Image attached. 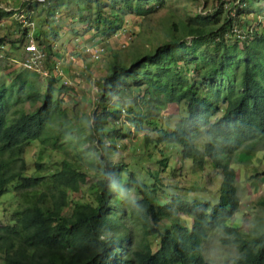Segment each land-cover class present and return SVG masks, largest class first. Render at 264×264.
Segmentation results:
<instances>
[{"label":"trees","instance_id":"trees-1","mask_svg":"<svg viewBox=\"0 0 264 264\" xmlns=\"http://www.w3.org/2000/svg\"><path fill=\"white\" fill-rule=\"evenodd\" d=\"M20 6L0 8V19L27 8V20L42 28L35 39L45 56L38 71L17 61L25 60L22 45L34 26L20 23L14 38L0 37V198L10 194L7 205L0 201V264H211L204 255L210 233L237 249L232 264H264V222L246 231L227 224L243 205L232 162L264 157V0H29ZM64 9L78 25L68 31L78 40L91 32L111 38L128 17L140 21L134 39L153 37L144 49L132 46L125 60L113 44L90 112L81 109L79 88L62 82L55 60ZM14 49L22 57L14 58ZM105 54L87 57L98 63ZM170 104L181 112L173 130L159 120ZM146 127L157 140L144 135L140 150L153 143L170 150L158 160L165 171L177 150L197 170L210 162L221 172L215 202L174 194L175 185H163L159 171L133 156L101 155ZM34 144L40 149L30 173L25 155ZM180 216L190 217V226Z\"/></svg>","mask_w":264,"mask_h":264},{"label":"rangeland","instance_id":"rangeland-1","mask_svg":"<svg viewBox=\"0 0 264 264\" xmlns=\"http://www.w3.org/2000/svg\"><path fill=\"white\" fill-rule=\"evenodd\" d=\"M22 1L28 2L29 0H0V8H5L7 12H17V10L21 7L20 4ZM202 8L203 7L200 6V9ZM65 10L66 9H64L63 13L59 15V18H61V16L62 18L65 17L63 20L60 19L59 21V24L63 28L62 34L65 35L61 37V40L58 43V46H62V48H58L59 54L55 57V60L61 62V74H63L64 78L62 79V82H68L67 85L71 82V84L76 85V87L79 88L78 96L81 98L82 102L81 109L90 112V110L94 107L93 103H95V99L98 96L99 88L97 83L107 71L105 62L107 59H110L111 52H114L113 44L116 46V51L118 53L120 52V57L125 60V53H127L128 50H131L132 46L144 49L149 46L146 40H150L153 37L145 36L143 34L134 39V33L139 31L140 21L134 17H128V22L126 21L123 24V29L111 38L102 40L100 39L101 35L95 36V34L91 32L87 37L85 36L84 38H79L80 40H78L76 39L78 38L77 36L68 32L72 30V28L78 27V25L73 23L75 20H73L71 18V14L68 12L66 13ZM23 11L26 17H28L29 12H27V8H24ZM162 15L165 14L163 13L159 17ZM21 16L22 14H16L14 17L0 19V37L9 35V39L14 38L12 37V32L17 30L16 27H21L18 26L20 23L24 24ZM159 17L155 18L154 22L151 23L152 27L157 26L156 20ZM39 30H42L39 24L34 25V36L32 33L29 35V37L24 41V45H22L23 49L29 44L32 37L35 39ZM18 38L21 40L22 34H18ZM131 38L134 40H131ZM63 41H67L65 46H63ZM97 42L99 48H103L104 46L106 47V54L98 63L96 61H92L84 52V46L91 44V46L96 47ZM130 43L131 47L127 49ZM11 55L14 58L22 57L21 50L19 49L12 50ZM23 56L25 57V51ZM17 61H19V64L23 62V60ZM7 62L8 61L5 60V58L1 59V65L3 67ZM96 64L100 65L99 69L96 68ZM63 97L65 100L70 101V97L67 94ZM27 106L28 104H26V107ZM123 114V120L126 121L128 118L127 111ZM180 114L181 112L179 108L170 104L168 109L162 112L159 117L162 127L173 130L180 118ZM72 121L74 120L72 119ZM134 130L135 129L133 127L131 132ZM144 135H151L157 140L155 131L152 128L146 127L143 133H139L136 136L130 135L127 138H119V140H115L114 144H116V148H112L109 152L101 151V155L108 156L115 161H121L123 159L128 160L131 156L135 159H140V165L145 169L160 172V178L163 185H175L177 187V192L174 194L181 196L183 199H212L214 202L217 200L222 182V174L220 171L215 170L210 162L204 167V170H197L193 161L183 159L182 155L179 153L177 154V150H175L173 158L171 157L172 161L170 162V169L165 171L161 167L158 160H162L165 156H168L170 154V150L166 152V148H164L163 145L156 149L155 143L147 149L140 150L143 146L142 138ZM87 147H89V145H87L86 148ZM162 148L163 150L161 151L160 149ZM39 149L40 146L38 144H34L29 148L25 155L28 167L30 168V173L34 170V164ZM94 153L99 154V151L96 149ZM231 167L234 168L237 173L238 192L243 205L241 206V214L235 216L234 219L229 220L227 224L230 227H238L246 231L253 223L259 220L264 222V207L259 205L261 200L264 199V157L262 156V153H256L249 163H240L238 160H235L232 162ZM173 170L174 172H172ZM84 191L87 192V188ZM9 195L10 194H5L0 198V201L2 200V204L7 205L9 203L10 199L6 198ZM8 214L9 213H4V216L8 217ZM180 217L185 224L190 226V217ZM220 237L221 234L219 233L209 234L208 239L204 244V255L206 260L211 264H232L233 259L238 255V251L234 247L224 246L221 243Z\"/></svg>","mask_w":264,"mask_h":264},{"label":"built area","instance_id":"built-area-1","mask_svg":"<svg viewBox=\"0 0 264 264\" xmlns=\"http://www.w3.org/2000/svg\"><path fill=\"white\" fill-rule=\"evenodd\" d=\"M40 3L46 2V0H38ZM22 14L21 19H23V23L28 26H34V23H31L27 20V17L24 12H21ZM33 38V39H32ZM29 41V44L25 46V53L26 57L25 60L22 62V65L26 69H33L38 71L39 70V62L38 59L42 58L44 53L39 49L38 45L36 44V40L34 37H32ZM99 45L97 44L96 47L88 46L84 52L87 54H90L93 59L97 60L106 52V47L99 48ZM30 56V58H28ZM28 58V59H27Z\"/></svg>","mask_w":264,"mask_h":264},{"label":"clouds","instance_id":"clouds-1","mask_svg":"<svg viewBox=\"0 0 264 264\" xmlns=\"http://www.w3.org/2000/svg\"><path fill=\"white\" fill-rule=\"evenodd\" d=\"M21 12H24L23 10H20V12L18 13V14H20ZM31 23H33V22H31ZM24 25H26V24H24ZM25 57H26V53H25ZM21 65H22V63H20ZM23 66V65H22ZM24 67V66H23ZM25 68V67H24ZM196 200H200V199H196ZM192 221V220H191Z\"/></svg>","mask_w":264,"mask_h":264}]
</instances>
